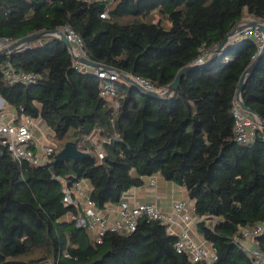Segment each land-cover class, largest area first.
Masks as SVG:
<instances>
[{
    "label": "trees",
    "instance_id": "obj_1",
    "mask_svg": "<svg viewBox=\"0 0 264 264\" xmlns=\"http://www.w3.org/2000/svg\"><path fill=\"white\" fill-rule=\"evenodd\" d=\"M248 17L264 25V0H0L1 38L68 27L88 59L146 79L158 91L208 51L174 97L157 99L122 79L111 97L103 96L106 81L75 70L55 36L0 55L4 105L19 119H40L54 146L45 165L35 167L0 145V264H198L175 251L178 237L161 222L140 219L134 232L107 233L93 244L65 219L74 211L62 204L63 184L88 181L90 199L104 210L156 174L186 190L196 232L215 249V264H253L239 242L243 229L264 226V140L258 131L251 144L235 141L232 107L257 48L237 41L208 62ZM7 64L36 80L8 85ZM240 100L264 123V57L247 75ZM66 143L89 157L53 163ZM255 244L264 254V230Z\"/></svg>",
    "mask_w": 264,
    "mask_h": 264
},
{
    "label": "built area",
    "instance_id": "obj_2",
    "mask_svg": "<svg viewBox=\"0 0 264 264\" xmlns=\"http://www.w3.org/2000/svg\"><path fill=\"white\" fill-rule=\"evenodd\" d=\"M107 17L105 12L100 15L102 19H106ZM247 23L242 22L238 26H245ZM60 31H62L72 45V52L69 53L73 58L74 69L79 72H89L96 78L106 81L103 96L111 97L114 94L113 84L121 81L118 74L111 69H94L78 63L76 61L78 57L88 59L81 49L80 38L68 27H63ZM242 40L251 41L257 48V54L263 49L264 36L258 27H244L239 31L234 30L233 35L228 40L227 46H232L237 41ZM16 41L0 37V51L9 48ZM31 46V43L23 44L11 53L22 52L30 49ZM207 55L208 51H202L193 61V65L202 64ZM2 75L8 85L22 84L25 86L32 84L37 77L34 73L16 72L10 64L5 66ZM127 76L148 92H156L160 95L166 92V90L158 91L146 79L131 74ZM236 98L235 96L232 107V114L235 119L234 138L239 144H251L255 140L256 133L260 131V124L256 118L251 117L240 109ZM114 107H117V105L114 104ZM32 127L33 125L30 122L13 124L12 122L4 121L0 116V145L19 163L25 162L31 166L41 167L52 156L54 146H42L39 148V152H35ZM98 156L99 158L103 156L100 149H98ZM150 184L153 185L154 181L151 180ZM62 194V204L65 207L73 208L74 211L69 214L70 221H73L78 228L84 229L93 244H100L107 233L130 234L134 232L140 219L161 222L166 226L167 230H170L171 226L176 225L179 219H181L182 223L186 224L192 223L195 225L197 222L194 206L190 201H177L173 203L171 214H165L157 205L151 203L131 204L125 198H122L117 205L113 206L114 211L111 212L109 210L110 213H114L115 215L113 219L109 220L101 214V211L90 199L89 193L81 185V182H77L71 187L63 184ZM263 230L264 226H252L243 229L240 234V249L253 264H264V254L255 244L256 237ZM177 237L174 245L175 251L186 255L191 262L215 264L217 261L215 249L211 245L198 241V238L191 233L190 227H185Z\"/></svg>",
    "mask_w": 264,
    "mask_h": 264
},
{
    "label": "crops",
    "instance_id": "obj_3",
    "mask_svg": "<svg viewBox=\"0 0 264 264\" xmlns=\"http://www.w3.org/2000/svg\"><path fill=\"white\" fill-rule=\"evenodd\" d=\"M0 116L4 121L12 122L13 124H20L21 122L32 123V136L33 143L35 145V152H39V148L48 143H50L49 145H53V142L51 141L53 133L40 119H19L15 110L6 107L1 98ZM90 142L92 143V145L96 146V150L98 152V149H100V147L96 145L97 140H90ZM151 180L154 181L153 185L150 184ZM81 185L88 193L91 192L92 187L88 181H81ZM123 198H125L131 204L151 203L157 205L165 214H171V207L173 203L177 201H190L184 187L165 181L159 174L144 178V185L142 187L132 188L128 190L124 194ZM113 206L115 205H107L104 210H100L101 214L109 220L113 219L115 216L114 213L109 212V210L111 212L115 210ZM65 219L70 221V215L68 214ZM187 226L190 227L191 233L198 238V241L210 245L197 234L195 225H193L192 223H182L181 219L177 221L176 225L171 226L170 230H167V232L171 235L178 236Z\"/></svg>",
    "mask_w": 264,
    "mask_h": 264
},
{
    "label": "water",
    "instance_id": "obj_4",
    "mask_svg": "<svg viewBox=\"0 0 264 264\" xmlns=\"http://www.w3.org/2000/svg\"><path fill=\"white\" fill-rule=\"evenodd\" d=\"M244 27H258L260 29V31L262 32L263 36H264V25L261 24L260 22L256 21V20H252L250 22H248L245 26H237L235 27L227 36L226 38L218 45V47L216 48L215 52L213 53V55L210 57L208 62H212L218 55H220L223 51V48H225V46H227L228 44V40L229 38L233 35V31H239ZM44 36H55L57 37L62 43L63 45L67 48V50L69 52H72V45L70 44V42L66 39L65 35L62 33V31L60 30H54V31H42L39 33H34L31 35H28L26 37H23L19 40H17L16 42H14L9 48L0 51V55H6L11 53L14 49H16L17 47L23 45V44H27V43H32L35 40L40 39L41 37ZM264 57V46L263 49L261 50V52L258 54L255 62L251 65V67L246 70L240 77L239 82H238V87L236 90V100L239 104V107L242 111L246 112L247 114H249L250 116L255 117L259 124H260V132L262 134V138L264 140V123L263 121L260 119V117L256 116L252 111L248 110L243 103L240 100V96H241V92H242V86L244 84V81L247 77V75L253 70L254 66ZM76 61L82 65L94 68V69H109L107 67H105L102 64H99L95 61H92L90 59H86L84 57H78L76 59ZM202 65H191L188 67H185L183 69H181L180 71H178V73L175 75L174 80L168 85L167 90L165 92V96H170V98L174 97V94L177 91L178 85L180 83L181 78L183 77L184 74H186L187 72L196 69V68H201ZM112 70V69H111ZM115 71V70H113ZM118 76L125 81L126 83L132 85L137 91L142 92L147 94L148 96H150L151 98H160L161 95L156 93V92H148L146 90H144L142 87H140L139 85H137L134 81H132V79H130L127 75L120 73L119 71H115ZM89 154L85 153L81 150L78 149V147L73 144V143H66L64 145V147L58 152L56 153V155L53 158V163H62V162H66L69 160L72 161H76L79 159H83V158H88Z\"/></svg>",
    "mask_w": 264,
    "mask_h": 264
},
{
    "label": "rangeland",
    "instance_id": "obj_5",
    "mask_svg": "<svg viewBox=\"0 0 264 264\" xmlns=\"http://www.w3.org/2000/svg\"><path fill=\"white\" fill-rule=\"evenodd\" d=\"M250 21H252V19H250V18L248 17V18H245L243 22H250ZM91 140H92V141H95L96 138H95V137H94V138H91ZM49 142H50V140H49ZM51 143H52V142H51ZM49 144H50V143H48V144H46V145H44V146H47V145H49Z\"/></svg>",
    "mask_w": 264,
    "mask_h": 264
}]
</instances>
